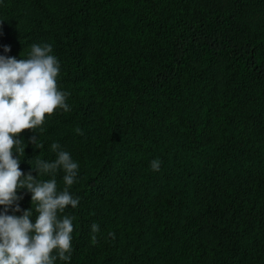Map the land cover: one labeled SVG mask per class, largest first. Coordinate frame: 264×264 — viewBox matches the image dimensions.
<instances>
[{"label":"trees","instance_id":"obj_1","mask_svg":"<svg viewBox=\"0 0 264 264\" xmlns=\"http://www.w3.org/2000/svg\"><path fill=\"white\" fill-rule=\"evenodd\" d=\"M33 44L70 110L20 134V169L52 179L54 142L79 164L55 264H264V0H0V55Z\"/></svg>","mask_w":264,"mask_h":264},{"label":"clouds","instance_id":"obj_2","mask_svg":"<svg viewBox=\"0 0 264 264\" xmlns=\"http://www.w3.org/2000/svg\"><path fill=\"white\" fill-rule=\"evenodd\" d=\"M4 51L11 49L6 46ZM52 51L50 44H33L27 59L0 55V264H55L57 259L70 261L73 252L75 218L61 214L67 206L76 208L79 204V197L74 198L68 190L76 182L79 164L54 142L51 150L57 158L52 162L37 160L34 169L37 175L50 174L52 179L39 181L31 172L25 174L20 169L19 157L26 147L20 134L25 130L35 132L46 114L70 110L66 103L69 93L58 86L60 63ZM76 131L82 134L80 129ZM30 142L38 149L43 147L35 135ZM150 166L159 171L160 161L153 160ZM60 170L66 185L62 191H58L55 179ZM21 189L31 193V203L37 205L34 220L32 208H20L23 196L17 193ZM21 211V215L15 214ZM91 227L93 233L99 231L97 224Z\"/></svg>","mask_w":264,"mask_h":264}]
</instances>
